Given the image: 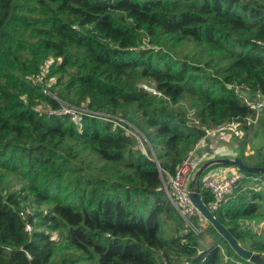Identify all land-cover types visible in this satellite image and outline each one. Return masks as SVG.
Listing matches in <instances>:
<instances>
[{"label": "trees", "instance_id": "1", "mask_svg": "<svg viewBox=\"0 0 264 264\" xmlns=\"http://www.w3.org/2000/svg\"><path fill=\"white\" fill-rule=\"evenodd\" d=\"M236 89L264 100V0H0V264L241 262L220 244L200 249L163 190L207 130L254 127ZM63 105L92 117L49 114ZM101 114L142 133L147 154ZM256 153L241 159L264 168ZM263 206L264 193L240 185L212 216L262 256L241 225Z\"/></svg>", "mask_w": 264, "mask_h": 264}, {"label": "built area", "instance_id": "2", "mask_svg": "<svg viewBox=\"0 0 264 264\" xmlns=\"http://www.w3.org/2000/svg\"><path fill=\"white\" fill-rule=\"evenodd\" d=\"M142 88L150 93L155 94V92L143 85ZM242 99L243 104L248 108V110L253 112V116L247 117L244 121L247 124L255 125L261 118L264 112V100L258 99L255 96L250 97L248 91L245 89H236ZM49 114L56 115H69L71 121L78 123L80 115H86L92 117L91 113L88 111L81 110L79 112H74L73 110L62 107L58 111H48ZM111 117L105 115H99L98 119L108 121ZM127 127H124V126ZM116 126L120 127L126 131L127 135L136 137L137 131L134 130L129 124L125 123L122 119L116 121ZM130 129V131H129ZM134 130V131H133ZM240 132V122L231 121L227 124L221 125L215 129L207 130L205 136L197 144L192 153L186 158L180 166L176 169L173 175L168 176L167 182L163 185V190L166 193L168 199L174 206L177 213L181 216L186 224L194 234H199L198 226L194 223V219L198 218L202 224H209L207 218L202 215L197 208L191 202L188 196L189 185L195 180V175L200 168L199 165L205 161H211L213 159H221L222 156H231L233 152L229 150V142H231L233 136H238ZM203 150L205 155L208 154L209 157L204 159L200 155V151ZM203 156V155H202ZM226 172V171H225ZM199 189L209 190L213 195L214 201L208 206L204 205L206 209L212 215L218 207L225 201L226 197L231 196L234 190L238 189L240 185L246 187L248 186L251 190L260 192L256 189H261L264 191V175L253 174V176H247L246 173L238 170L237 168L230 171L229 173H223L221 170L214 171L207 176H204L203 181L198 180ZM256 186V187H255ZM23 220L25 215L22 213ZM26 232H31V225L27 222L24 225ZM262 258V256H261ZM243 260L238 261L236 264H256L250 259L242 258ZM184 264H189L185 262Z\"/></svg>", "mask_w": 264, "mask_h": 264}, {"label": "rangeland", "instance_id": "3", "mask_svg": "<svg viewBox=\"0 0 264 264\" xmlns=\"http://www.w3.org/2000/svg\"><path fill=\"white\" fill-rule=\"evenodd\" d=\"M147 42H148V40L144 39L143 40V46L146 47L148 45ZM149 47L151 48V46H149ZM181 51L183 53H189V54H193L194 53V50L190 46L183 47L181 49ZM178 53H180V52H178ZM49 64H50V62H48L46 65L48 66ZM63 107H67V108L73 110L74 112H76V111L79 112L81 110L86 111V108H85L86 106L85 105H82L81 109L80 108L75 109L73 107L70 108L67 105H63ZM40 108L42 110L45 109V107H43V106H41ZM188 112H189V110L187 111V113ZM101 115H104V114H101ZM81 116L82 115H80L79 117H81ZM105 116H107V115H105ZM108 117H110V116H108ZM188 118H189L190 122L194 123L195 125H198L197 121H195L193 119V117H192V112L188 113ZM116 121H118V119H116L114 117H111L110 119H108L107 122H111L114 125H116ZM259 121L260 122H258V124H255L254 127L251 128V130L249 132H244V133L238 135V136H240V139L237 140V142H236L237 145H234V146L230 145L229 146V150L230 151H232L231 147H234V149H235L234 152H233V155H231V156H222L220 158L233 159L235 157L242 158L243 156H255L257 154L256 152L258 150L264 151V112H263L262 117L260 118ZM124 127H127V126L125 125ZM129 131H130V129H129ZM234 137L235 136H233V138ZM200 141L197 144H200ZM134 142H135L136 148L141 153L146 155L147 154V150L150 148V143L147 140V138L144 137L142 135V133H141L140 136L137 135L134 138ZM81 161H80V163H78V166L82 167L87 174L92 172V175H94V171H93L94 164H93V162L91 164L92 158L88 154H83V157H82ZM207 162H208V160H207ZM203 164L204 163H201L199 165V167H201V165H203ZM214 169L224 170V171L227 170V172H230V171L236 169V167H234V166L233 167H224V166L211 165L210 167H208L202 173V175L200 176L199 180L203 181L204 176H207ZM167 178H168V176H167ZM69 181L70 180L66 181L65 184L69 183ZM65 184H62L63 185L62 186V190H66L67 189ZM164 184L165 183H163V185ZM0 188H1V186H0ZM256 189L259 190L261 193H264V191H261V189H258L257 187H256ZM194 223L199 227L198 228L199 234H197V235H199L198 245H199L200 249L206 248L208 246H212L214 244H220V246H221V248H222L224 253H226L227 250L231 249V247L228 245V243L225 242V240L217 232H212L210 230L209 224H202L199 221L198 218L194 219ZM241 226H243V228H245V229H250L252 231V233L255 235V237L257 238L256 241L264 243V206L260 210L259 218H257L255 221L244 222V223H242ZM31 229L34 230V228L32 226H31ZM165 233H167V232H165ZM50 238H51V240L59 243L58 235H57L56 232H53L51 234ZM238 244L240 245V247H242L240 243H238ZM242 245L245 248V247H247L246 245H249V242H245ZM61 251H62V253H68V249H65V247H62ZM76 257H79L78 254L71 255V256H66V257H64L63 254H61V255L58 256V258L56 257L55 261L58 262V263H62V261H64V260L69 262V260H71V258H76ZM262 259L264 260V252L262 253Z\"/></svg>", "mask_w": 264, "mask_h": 264}, {"label": "water", "instance_id": "4", "mask_svg": "<svg viewBox=\"0 0 264 264\" xmlns=\"http://www.w3.org/2000/svg\"><path fill=\"white\" fill-rule=\"evenodd\" d=\"M211 165H228L234 166L238 170L246 173V174H260L264 175V168L259 167H248L244 164L243 160L239 157H235L233 159H213L201 165L198 169L195 180L192 181L189 185L188 189V196L193 203V205L197 208V210L204 215L211 226L215 229V231L228 243L231 249L241 258L250 259L251 261L255 262L256 264H264V260L261 258L260 255L255 254L253 252L247 251L240 247V245L234 240V238L228 233V231L220 225L216 219L210 214V212L206 209L204 204L200 198V189L198 180L202 173Z\"/></svg>", "mask_w": 264, "mask_h": 264}, {"label": "crops", "instance_id": "5", "mask_svg": "<svg viewBox=\"0 0 264 264\" xmlns=\"http://www.w3.org/2000/svg\"><path fill=\"white\" fill-rule=\"evenodd\" d=\"M261 117H262V116H261ZM259 120H260V119H259ZM259 120H258V122H259ZM258 122H257V124H258ZM231 141H232V140H231ZM230 145H232V142H229L228 147H229ZM231 150H232V152H234V150H235L234 147H231ZM200 155H201V157H202L203 159H204V157H205V158L209 157L208 154L205 155V152H204L203 150L200 151ZM202 155H203V156H202ZM202 163H205V161H203ZM214 171H217V169H214L212 172H214ZM221 171H222L224 174L227 172V170H225L226 172H225L224 170H221ZM212 172H211V173H212ZM227 173H229V172H227ZM209 174H210V173H209Z\"/></svg>", "mask_w": 264, "mask_h": 264}]
</instances>
